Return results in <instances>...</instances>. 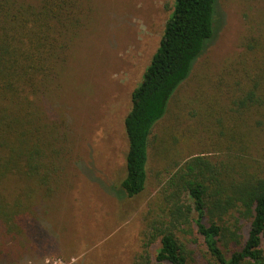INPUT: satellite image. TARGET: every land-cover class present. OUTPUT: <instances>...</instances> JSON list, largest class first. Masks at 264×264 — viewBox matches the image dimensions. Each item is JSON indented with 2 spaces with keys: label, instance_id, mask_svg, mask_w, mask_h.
<instances>
[{
  "label": "trees",
  "instance_id": "1",
  "mask_svg": "<svg viewBox=\"0 0 264 264\" xmlns=\"http://www.w3.org/2000/svg\"><path fill=\"white\" fill-rule=\"evenodd\" d=\"M216 2L174 1L131 92L120 182L128 197L145 189L153 129L214 33ZM83 9L81 0H0V230L5 244L13 236L11 256L20 248L17 233L29 218L30 193L51 191L46 147L52 131L43 100L59 79ZM240 46L185 103L196 105L189 114L221 157L194 155L163 169L160 209L168 219L149 234L159 237V247L145 264H190L192 250L177 232L183 240H200L214 264H264V18Z\"/></svg>",
  "mask_w": 264,
  "mask_h": 264
},
{
  "label": "rangeland",
  "instance_id": "2",
  "mask_svg": "<svg viewBox=\"0 0 264 264\" xmlns=\"http://www.w3.org/2000/svg\"><path fill=\"white\" fill-rule=\"evenodd\" d=\"M174 1L81 0V28L43 100L52 131L46 147L51 191L30 193L17 254L11 256L13 236L5 244L0 230V264H145L146 255L154 261L159 237L152 240L149 234L168 219L160 209L163 169L194 155L221 157L210 148L198 118L189 114L194 103H185L199 92L200 82L238 53L248 29L264 18V0H217L214 33L153 129L145 189L128 197L120 186L128 148L123 120ZM177 235L192 250L190 264H214L200 240Z\"/></svg>",
  "mask_w": 264,
  "mask_h": 264
}]
</instances>
